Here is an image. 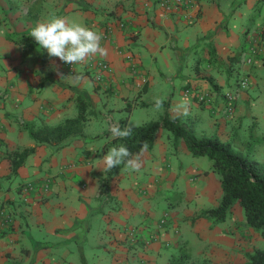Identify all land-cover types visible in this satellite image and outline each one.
<instances>
[{"label":"crops","instance_id":"1","mask_svg":"<svg viewBox=\"0 0 264 264\" xmlns=\"http://www.w3.org/2000/svg\"><path fill=\"white\" fill-rule=\"evenodd\" d=\"M194 1L184 12L163 15L156 0H0V211L9 219L8 224L0 223V264H177L174 254L178 249L188 253L181 264H196L197 258L215 264L236 248L239 234L230 215L232 207L244 218L235 202L228 221L221 222L195 217L205 209L197 203L185 206L199 195L210 197V163L196 161L205 155H191L185 163L179 159L177 166L170 168L162 156L151 153L156 130L151 147L133 154L140 155L142 166L132 180L123 164L110 174L103 170L99 159L110 145L109 131L99 151L86 145L82 134L56 144H35L23 127L55 125L71 117L68 115H73L78 99H84L87 110L98 114L99 107L111 113H129L135 106L152 103L153 96L145 97L164 89L162 80L174 89L173 78L178 79L179 97H167L170 116L180 115L174 111L175 105L187 100L188 113H194L197 122L203 121L199 107H207L211 114L219 109L224 113L220 87L228 86L239 70L247 77L248 86L236 85L233 111L224 114L238 120L249 108L257 117L261 96L255 97L254 92L258 82L264 83V30L248 34V28H242L235 52L224 41L228 33L221 34L227 16L218 0ZM51 14L82 22L100 33L109 27L110 38L101 40L107 55L95 58L107 61L110 71L98 72L87 63L67 70L59 58L49 57L33 40L15 44L8 38L29 34ZM261 23L256 27L264 28V19ZM250 36L259 50L246 64L241 58ZM207 42L209 48L201 45ZM131 61L137 67L134 77ZM220 68L226 73L225 80ZM213 69L217 76L211 73ZM75 73L83 76L78 84L61 79ZM138 77L143 81L136 88ZM184 88L209 93V103L184 95ZM121 121L126 126L124 119L111 125ZM232 122L213 121L220 140H229L227 125ZM30 147H34L33 153L15 173H9L6 155ZM181 151L190 154L186 146ZM42 179L50 180L47 190L40 187ZM28 183L31 188L25 189ZM178 190L184 205L177 198ZM219 198L211 197V207ZM161 215L166 222L158 227L155 220ZM191 241L198 247L188 252ZM86 247L95 251L89 255L90 261Z\"/></svg>","mask_w":264,"mask_h":264},{"label":"rangeland","instance_id":"2","mask_svg":"<svg viewBox=\"0 0 264 264\" xmlns=\"http://www.w3.org/2000/svg\"><path fill=\"white\" fill-rule=\"evenodd\" d=\"M218 4L220 9L225 12V15L227 16L225 18V26H222L220 28L221 34L226 35L228 33L229 37L226 38L224 41L226 43V46L233 51H238V45L236 43L241 40L242 38V28L247 27L248 28V34L254 33L256 30H259L261 27H256L259 24H262V20L264 19V0H218ZM228 31V32H227ZM13 36V35H11ZM217 40L215 41V43ZM19 44V43H15ZM210 42H207V44H201L202 46H206L209 48ZM214 44V43H213ZM33 45V43H30V47ZM195 54V51L192 50L190 52V57L193 58ZM191 61V64L193 63V60ZM223 65V64H222ZM146 66V65H145ZM147 67V66H146ZM163 71L166 73V68L163 65ZM182 71H184V68H182ZM220 77H222L224 80L226 79V73L220 68ZM211 73L214 76H217L218 72H216L214 69L211 70ZM169 76V74L167 75ZM174 76V75H172ZM241 77H246L243 72L240 70L237 73H233L229 85H221L220 89L222 92L228 91L233 92V90L236 87L235 82L240 79ZM173 81L175 82L174 89L171 88V86L168 84L167 81L161 82L162 87L164 89H159L155 92H153L151 95H149V98L145 97V100H149L153 96V102L148 103L146 106H135L131 109V112H126L125 110H121V113H117V111H114L113 113L107 112L102 107H99L100 113H96L95 111H91L90 108L87 110L86 113V120L83 123L81 134L85 136V144L90 145L92 147H95L99 151L101 150V147L105 145L106 143V132L108 129L112 126V122H116L119 119H124L126 121V125L129 126H137L140 124H143L145 122L151 121V120H159L162 116H170V110L167 108V97L171 94H173L174 97H179V90L177 89L178 86V79L173 78ZM248 86V85H247ZM256 87L257 94H254L255 97L261 96V103H259V115L253 114L251 111H249V108H246V111L244 112V115L236 120L232 119L231 117H226V115L222 112L221 109L215 110L212 114L208 112L207 107H199V115L203 119V121L197 122L194 118V113L189 112L186 116L185 115H178L176 117H171L176 119L178 121L179 125H184L186 128H188L193 136H200V135H210L215 134L217 136H220V131L217 130V125L213 123V121H221L223 124H227L232 122L233 125H227L228 129V135L229 139L231 137L234 138L233 142V148L237 151H244L247 150L248 147H246V143H251L250 149L252 148V154L253 156L261 161H264V83L258 82ZM238 88H242L239 87ZM172 96V95H171ZM161 97L163 98V110L157 111L154 108V98ZM170 97V96H169ZM181 97V96H180ZM151 99V100H152ZM169 111V112H168ZM77 113V106L75 105L74 113L73 115L68 116H75ZM69 118V117H67ZM65 119V118H64ZM63 119V120H64ZM63 120L57 122L56 124L61 123ZM55 124V125H56ZM154 146L152 149V152L155 156H162L163 163L165 162L170 166V168L176 167L178 164V160H182L183 163L187 162V160L191 159V154L182 153L181 149L185 146V142L182 137L180 136H174V134L164 128L159 127L155 133L154 136ZM160 143H159V141ZM252 141V142H251ZM161 148H160V146ZM250 145V144H249ZM248 146V145H247ZM113 147L111 144L106 145V152L109 148ZM201 162V164H209L210 161L206 156L198 157L197 158ZM124 165V164H123ZM125 168V165L122 167ZM114 171V170H113ZM111 171H108L107 174H110ZM212 171V170H211ZM130 177L132 180H134V174H136L138 171H130ZM211 177L208 178V186H209V198H207L206 195H199L198 198H195L194 200L188 201V205H185L189 208L195 206L197 203L200 206H203V208H208L213 205V201L211 200V197H216L218 195L220 197L221 195V189L218 182V176L213 171L211 172ZM213 175V176H212ZM213 177V178H212ZM215 178V179H214ZM137 181H140L141 179L137 178ZM16 180L14 179L12 181V184H14ZM180 190H178L177 193H179ZM177 198L181 199V202H184L183 196L177 194ZM198 200L197 202H195ZM241 211V207L235 202ZM196 205V206H198ZM231 208V207H230ZM230 210V209H229ZM158 212V211H157ZM156 213V212H155ZM232 214V215H231ZM197 215V214H196ZM195 215V217H196ZM230 215L232 218L236 221V228L238 231V242L236 245V248H232L231 252L228 253L227 258H221L219 259L218 263L220 264L224 261L223 264H230V263H237L244 260L243 254L245 252H250L254 249H264V239L259 235L257 231H254L250 227L245 225L244 219H241V216L239 212H236V209L232 207L230 211ZM229 213L227 212L225 221H228ZM243 217V214H242ZM160 220L165 221V217L162 215L158 217L155 220V224H157ZM232 223H234V220H232ZM230 225V224H229ZM235 228V227H234ZM234 230V229H233ZM190 235L193 236L192 233ZM190 241V239H189ZM197 242L191 241V245H189L187 251H191L192 248H197ZM87 247L85 248V254L88 257V260L90 261V254H95L94 249L91 250ZM185 250V249H184ZM180 249H178V252L174 255L179 256V253L181 254ZM98 254V253H97ZM98 260V259H97ZM102 259H100L101 261ZM176 261V259H175ZM196 264H207L206 259H198L195 261Z\"/></svg>","mask_w":264,"mask_h":264},{"label":"trees","instance_id":"3","mask_svg":"<svg viewBox=\"0 0 264 264\" xmlns=\"http://www.w3.org/2000/svg\"><path fill=\"white\" fill-rule=\"evenodd\" d=\"M263 30V27L260 28L258 33L262 34ZM8 38L19 44H25L31 39L29 34H16ZM76 106L75 116L65 118L59 124L23 125V127L35 144L62 142L68 137L81 134L86 120L87 103L84 99H78ZM122 123L123 121L119 125L121 128L124 126ZM159 127L170 130L174 136L182 137L191 155H205L210 161V169L218 176L221 196L217 204L201 209L196 217L221 222L225 219L231 205L236 202L242 209L245 225L257 231L264 239V161L253 156L252 148H249L251 143H246L248 149L240 152L233 148V137L223 141L215 134L193 136L190 130L184 125H179L176 119L162 116L159 120H151L132 127L130 137L111 139L110 144L112 146L123 144L130 153L135 154L141 150V145L144 143H147V148L151 147L154 133ZM33 151L34 147H30L7 154L6 158L10 163L9 173H15ZM180 250L183 252L177 256V264H181L188 258V253L184 249ZM243 256V261L230 264H264V249H254L245 252Z\"/></svg>","mask_w":264,"mask_h":264},{"label":"clouds","instance_id":"4","mask_svg":"<svg viewBox=\"0 0 264 264\" xmlns=\"http://www.w3.org/2000/svg\"><path fill=\"white\" fill-rule=\"evenodd\" d=\"M29 37L37 44L39 49L45 50L49 57L59 58L60 61L76 65L86 64L96 56H106L107 50L101 46L102 33L85 26L82 22L68 20L51 14L44 22H38L30 30ZM73 83L78 84L83 76L76 74L69 77ZM163 98H154V108L163 110ZM174 111L180 115L188 114V101L183 100L175 105ZM108 131L112 139H124L132 135V126L123 128L119 124L112 125ZM147 143L141 145V152L147 150ZM103 164L104 171H111L121 164L130 171H139L142 166L140 155L133 156L128 148L121 144L113 146L99 159Z\"/></svg>","mask_w":264,"mask_h":264},{"label":"built area","instance_id":"5","mask_svg":"<svg viewBox=\"0 0 264 264\" xmlns=\"http://www.w3.org/2000/svg\"><path fill=\"white\" fill-rule=\"evenodd\" d=\"M143 1H147V0H143ZM195 3L194 0H156V6L161 10L163 15H171V14H176V13H181L184 12L187 8L193 6ZM119 26H122V23H119ZM102 39L108 40L110 38V29L109 27H105L102 31ZM255 34H257V32H254ZM254 34V35H255ZM253 35V36H254ZM258 48L255 42L254 37H249L248 38V44L245 50V54L242 56L241 58V62L242 63H246V64H250L253 59L254 56L257 54L258 52ZM88 65H91L93 68H95L98 72L101 71H110V66L109 63L105 60H101L99 58H91L88 62ZM77 65V64H76ZM76 65H71V64H67L63 62V66L67 69V70H72ZM130 68H131V73L134 76H136V63L134 61L130 62ZM95 80H99V76H95ZM143 81V77H138V81L134 83V87L139 88L141 86V83ZM236 85L237 87H245L247 85V77H241L240 79H238L236 81ZM182 93L184 95H191L194 97V99L197 102H201V103H206L208 104L210 101V95L209 93H200L197 91H192L189 88H184L182 90ZM222 98L224 99V113L226 115H230L233 111V107H234V94L232 92H223L221 94ZM49 179H42L41 180V188L43 190H47L48 186H49ZM25 189L27 188H31V184L28 183L24 186ZM164 221L160 220L157 223L158 227H161ZM0 223L1 224H8L9 223V219L6 216L2 215V212L0 211Z\"/></svg>","mask_w":264,"mask_h":264}]
</instances>
